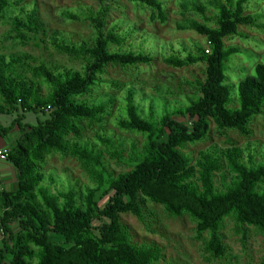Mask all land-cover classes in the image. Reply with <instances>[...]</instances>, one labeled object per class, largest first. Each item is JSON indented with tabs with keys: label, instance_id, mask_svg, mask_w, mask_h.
<instances>
[{
	"label": "trees",
	"instance_id": "16d2710c",
	"mask_svg": "<svg viewBox=\"0 0 264 264\" xmlns=\"http://www.w3.org/2000/svg\"><path fill=\"white\" fill-rule=\"evenodd\" d=\"M101 10L94 16H86L97 32L94 48H72L61 46L69 54L89 55L93 63L85 75L77 72L54 73L45 65L33 67L53 86L47 100L38 99L29 103L30 88L26 82L19 84L9 72L18 66L14 57L0 55V115H10L23 110L9 127L0 125V138H5L18 129L19 138L9 148L10 161L18 172V187L13 192L0 191V233L4 237L0 244V264H31L39 251L38 264H154L160 259L158 248L138 247L130 242L120 224V215L133 213L142 216L139 197L144 195L150 201L163 205L174 215L190 214L200 222V231L211 232L208 250L215 256L224 254L218 235L221 223L229 214H235L239 228L245 233L244 225H252L264 232V160L254 163V155L244 157L243 149L233 148L222 154L217 146L199 154L197 167L202 189L190 182L196 174L192 158L180 148L194 145L209 137L211 121L220 129H239L246 132V126L257 116L264 115V63L255 67V75L235 86L237 109L233 104L229 88L225 85L227 63L238 54L236 47H226L225 39L238 36L241 26L264 29V14L246 15L249 2L260 0H205L207 6L217 12V28L192 21L179 24L180 29L194 30L206 36L210 53L198 48L197 54L185 58L172 55L167 61L175 67H187L206 63V80L200 85L201 96L189 97L190 105L177 111L166 107L160 122L151 104L148 113L138 104L135 88L128 89L123 116L118 120L120 130L142 135L146 139L143 148L139 143L131 145L130 157L124 150L115 147V141L105 133L97 132L96 140L106 145L110 154L120 163L132 168L119 176L109 169L103 151L96 142L81 139L78 123L84 120L102 122L110 112L111 99H101L93 104H80L76 97L87 95L100 81L98 74L107 66H138L151 61L144 51H111V44L123 43L136 32L130 29L126 34L104 36L108 0H98ZM144 5L153 11L152 18L167 20L164 0H129ZM202 0H184L183 10L193 11L206 21L207 7ZM10 0H0V15L6 20ZM36 10L22 22L18 17L11 20L14 27L34 30ZM70 20H80L74 14L66 15ZM49 114L45 122L37 126L24 123L25 114ZM70 134L77 139L71 140ZM125 142L120 143L123 147ZM124 148V147H123ZM60 152L76 157L89 171L96 186L86 188L81 194L77 188L53 193L46 184V176L40 172L50 154ZM225 157L237 176L227 192H217L215 173L222 169ZM54 180L51 178L50 182ZM83 195V196H82ZM107 203L102 208L101 202ZM100 225H96V222ZM53 237L64 239L63 243ZM37 250V251H36Z\"/></svg>",
	"mask_w": 264,
	"mask_h": 264
},
{
	"label": "rangeland",
	"instance_id": "374dc122",
	"mask_svg": "<svg viewBox=\"0 0 264 264\" xmlns=\"http://www.w3.org/2000/svg\"><path fill=\"white\" fill-rule=\"evenodd\" d=\"M205 3V0H202ZM167 20L153 19V11L129 0H108L105 6L108 12L105 17L104 36L110 34H126L135 28L136 32L123 43L111 44V51H144L151 56V61L132 67L121 65L107 66L98 74L99 82L85 95L76 97L80 104H93L101 99H111V109L102 122L84 120L78 123L81 139L96 142L103 151L109 169L119 176L129 173L132 168L120 163L110 154L106 145L96 140L97 132L105 133L115 141V147L124 150V156L130 157L131 145L146 144L142 135L125 132L119 129L117 123L123 116L126 106L128 89L138 93L137 102L149 110L155 103V111L160 122L166 107L177 111L182 106L190 105L189 97L201 96L200 85L206 80L207 64L197 63L187 67H175L167 58L172 55L185 58L189 54H197L198 48L210 49L207 37L194 30L180 29L179 24L192 21L217 28V12L207 6L206 15L212 21H206L201 15L193 11H184V0H164ZM98 0H10V7L3 20L0 15V55L14 57L18 66L10 67L9 72L14 75L16 82H26L30 88L29 103L35 100H47L53 86L34 72L33 67L45 65L54 73L66 74L77 72L85 75L86 69L93 63L89 55L69 54L60 47L68 45L72 48H94L97 32L93 25L86 20V16H94L101 10ZM36 10L34 30L21 26L14 27L11 20L18 17L24 22L27 15ZM67 14H74L80 20H70ZM264 14V0L248 3L246 15ZM260 24L264 19H259ZM226 47H236L240 52L230 58L227 63L225 85L229 88L233 104L231 109L238 108V94L235 86L246 78L255 75V67L264 63V29L258 30L249 26H241L238 36L225 39ZM0 104H4L0 97ZM23 114L19 112L10 115H0V125L9 127L13 120ZM49 114L28 112L24 123L37 126L45 122ZM76 134H70V139H77ZM125 142L123 147L120 143ZM217 146L224 154L233 148L243 149L244 157L248 160L251 153L256 151L254 163L264 160V115L252 119L246 126V132L239 129H220L214 120L211 121L209 137L203 142L180 148L192 158V166L196 167L195 176L190 182H195L202 189L200 173L197 167L199 154ZM222 169L215 173V188L219 192H227L237 174L232 170L228 160L223 157ZM40 172L46 176V184L51 185L53 193L73 188L81 194H86V188L96 186L89 171L71 154L60 152L50 154L44 164H39ZM53 182H50V179ZM264 190V183L260 185ZM83 196V195H82ZM108 199L101 202L102 208ZM139 204L142 216L131 212L120 215V224L131 243L138 247L158 248L160 259L154 264H264V232L252 225H244L246 230L239 228L236 215H227L221 223L218 235L224 248L223 256L217 257L209 252L211 240L210 230L200 231V222L190 214L174 215L163 205L156 204L140 194ZM97 226L100 222L95 223ZM0 244L4 237L0 234ZM58 243L64 239L53 237ZM37 251V250H36ZM31 261L38 264L40 254Z\"/></svg>",
	"mask_w": 264,
	"mask_h": 264
},
{
	"label": "crops",
	"instance_id": "0c3cea01",
	"mask_svg": "<svg viewBox=\"0 0 264 264\" xmlns=\"http://www.w3.org/2000/svg\"><path fill=\"white\" fill-rule=\"evenodd\" d=\"M18 129L5 138H0V149L11 148L19 138ZM18 187V172L10 161L0 160V191L13 192ZM1 234V233H0ZM1 237V236H0Z\"/></svg>",
	"mask_w": 264,
	"mask_h": 264
},
{
	"label": "built area",
	"instance_id": "2783aa9c",
	"mask_svg": "<svg viewBox=\"0 0 264 264\" xmlns=\"http://www.w3.org/2000/svg\"><path fill=\"white\" fill-rule=\"evenodd\" d=\"M206 53L209 54L210 49H207ZM8 155H9V149L8 148L0 149V160L1 161H8V157H9Z\"/></svg>",
	"mask_w": 264,
	"mask_h": 264
}]
</instances>
